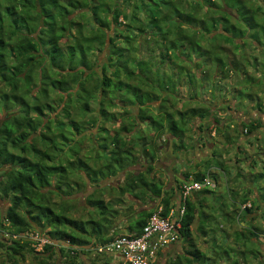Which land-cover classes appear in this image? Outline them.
<instances>
[{
  "label": "trees",
  "instance_id": "1",
  "mask_svg": "<svg viewBox=\"0 0 264 264\" xmlns=\"http://www.w3.org/2000/svg\"><path fill=\"white\" fill-rule=\"evenodd\" d=\"M144 38L145 44L152 40L154 45L145 57L134 47ZM234 39L235 51L249 46L264 58V0H0V200L7 204L3 210L0 206V264H82V255L110 241L116 235L110 232L113 208L103 194L96 196V189L101 179L138 161L135 141L127 134L132 127L126 122L130 112L136 108L138 118L144 119L150 111L145 105L163 90L192 83L197 58L215 66L212 90L217 81L236 73L244 79L242 85L259 84L264 61L258 62L256 54L229 56L222 42ZM106 41L107 61L99 64L98 53ZM158 46L162 51L155 53ZM220 52L223 58L216 54ZM249 58L263 71L255 67V76L248 73ZM185 62L194 71L185 70ZM162 65H169L170 76L162 72ZM155 85L159 90L149 93ZM146 96H151L150 101H145ZM119 104L118 113L110 110ZM205 112L206 107L176 110L183 120L196 115L202 119ZM168 116L167 131L182 140L186 123L181 128ZM148 118L156 129L164 127ZM88 126L96 130L87 133ZM253 128L256 124L248 121L241 129L249 134ZM86 140L90 145L84 155ZM142 152L147 154L146 149ZM204 176L197 173L194 180ZM263 178V171L255 173V181ZM87 185L95 187L84 198L87 218H76L74 195ZM143 186L160 196V185L147 182L142 174L130 176L119 196L125 193L138 199L142 190H133ZM259 191L258 198L264 201V187ZM169 209L170 200L163 197L161 215ZM198 211L185 201L177 231L193 247L192 258L173 264H210L192 240ZM151 214H141L129 226L130 233H140ZM27 230L48 236L52 244L36 251L30 241L11 237ZM258 238L255 229V241ZM238 251L243 262L248 253L254 254ZM259 253L255 251V256ZM100 264L109 263L102 259Z\"/></svg>",
  "mask_w": 264,
  "mask_h": 264
},
{
  "label": "crops",
  "instance_id": "2",
  "mask_svg": "<svg viewBox=\"0 0 264 264\" xmlns=\"http://www.w3.org/2000/svg\"><path fill=\"white\" fill-rule=\"evenodd\" d=\"M227 82L230 85L223 86ZM217 83L218 85L213 90L209 86L204 87L199 98L194 92L191 94L189 90L186 94L183 89L187 90L190 85L182 82L181 85L175 84L172 88L171 91L174 93H170V90L166 89L161 92V96L151 100L149 104L153 106V110L159 111L157 115L161 114L160 105L166 100L168 93L175 98L174 103L170 102L175 105V107L171 106L175 112L176 110L184 111L188 108H196L198 107L196 106L197 102L203 104L200 107H206V112L202 119L197 115L190 118V122L184 127L185 132L182 140L176 139L171 133L169 134L166 127L151 129L155 130L153 134L155 142L139 139L140 147H133V152L138 155V161L128 165L123 170L124 173L119 176L120 178L108 186L109 190L113 192L114 190L111 188L118 189L119 194L120 188L130 176L142 174L147 182L160 185L161 194L154 196L147 189L148 187L143 186L133 190V193L139 192V189L142 190L138 199L132 197L125 200L128 195L125 193L118 197L115 194L113 201L110 198H104L113 208L112 219L114 222L110 232L113 231L115 234L130 233L129 226L141 214L158 212L162 209V198L164 197L169 198L170 208L176 209L183 206L188 200L199 210L197 219L192 225V240L194 247L209 258L210 264L215 261V258L222 255L221 253L224 252L222 248L225 249V247L234 244L238 250H241V247H237L239 237L234 236V233L242 232L243 226L239 223L241 219H247L252 223V227L255 225L254 229L259 235H264V201L258 198V193L261 192L259 188L260 186L264 187V180L255 181V170L260 171L256 168V166L259 167L258 162L261 161L259 155L262 154L264 157V98L261 99L256 93L253 96H248V99L244 100H247V103L242 104L245 106V109L242 110L240 102L233 94L231 95V92H240V89L245 86L242 85V81L220 80ZM256 83L258 82L250 84L253 86ZM261 88L263 89L264 86ZM259 101L263 105L257 106ZM179 103L182 104L179 105ZM148 108L150 109V106ZM139 115L138 109H133L130 112L129 120H137V124H141L144 120L141 121L142 118L139 119ZM248 121H252L257 126L249 133L251 136H255V139L252 138V142L248 138L249 134L243 133L241 129ZM236 123L240 124V134L247 137L246 143L250 144V148L255 143L257 153L254 154L250 149H241L240 146L243 144L244 138L235 139L233 135ZM127 134L131 137L129 132ZM150 145L155 147V152L149 151L148 146ZM143 149H146L147 154H143ZM152 155H154V159L151 158ZM204 165L205 168L201 169L200 166ZM250 169L253 171L250 172ZM197 173L200 175L210 174L216 180L214 188L235 184L234 188L228 197L225 196L223 199L221 192L219 193L217 189L209 192H205V190L192 191L184 199L181 194V184L194 179ZM249 175L251 176L248 177ZM247 178L250 180L249 182L246 180ZM99 187L106 188L107 185ZM257 241L260 243L259 238ZM258 245L264 251V246L261 243ZM219 247H222L221 250L218 249ZM192 249L193 247L179 237L175 242L158 250L153 264H173L177 259L184 263L186 259L192 258L190 255ZM225 256L229 258V253ZM111 258H115L113 262L110 260ZM236 259L241 262L244 258L236 257ZM246 259L250 261V264H259L260 261H264L263 252L256 256L248 253ZM81 260L82 264H96L86 258L81 257ZM106 260L109 264L118 263L117 258L112 255H108ZM224 263L228 262L221 261L220 264Z\"/></svg>",
  "mask_w": 264,
  "mask_h": 264
},
{
  "label": "rangeland",
  "instance_id": "3",
  "mask_svg": "<svg viewBox=\"0 0 264 264\" xmlns=\"http://www.w3.org/2000/svg\"><path fill=\"white\" fill-rule=\"evenodd\" d=\"M122 7H123V5H122ZM137 13H138V15H139L140 18L143 17L142 10H139V12H137ZM110 18H111V16H110ZM138 24L139 23H134L133 22V25H138ZM241 29H243V28H241ZM111 31L110 32H107V33L108 34L109 33H112ZM140 34L141 33H138V35H140ZM146 38L148 39L149 38V35H146ZM105 40H107V37H105ZM144 42H145V38L143 39L142 45H139L140 44L139 41H138V44L135 43V45H134V47L136 48L135 49V53L137 52V49L139 47L137 53L138 54L141 53V55L143 57H145V56L148 55L149 47H152V46L154 47V45L151 44V42L153 43L152 40H148V44H145ZM236 42H237V39H234L233 41H229V42H222L223 47H224V50H225V52L229 56H232V54L234 55V53H236L237 55H245V57L246 56L247 57H252V54H256L257 61L258 62H260L262 60L264 61L263 56L261 58V55L262 54L258 55L259 54L258 50L257 51H252V50L249 49V46H246L245 49H240V50L235 51V48H234L233 45ZM201 43H206L207 44L208 41L203 40V41H201ZM107 48H108V41H106V45L104 46V50L101 51L100 53H98V56H99L98 57V62H99V64H103V62L107 61V53H108ZM155 50H156L155 53H157L158 51H162V48H161V46L160 47L158 46V48H156ZM189 52H193V51H189ZM221 53L222 52L216 53V54H219L220 57L223 58V54H221ZM249 59H250V63L247 66L248 73H250L252 76H255V67L256 68L259 67V70H258L259 73H260V71H263L261 69V66H260V64L258 62L257 63H253V60L251 58H249ZM207 61L208 60H206V59L205 60L199 59V58L196 59V65H195V67H197L196 69L198 70V72L197 73L195 72V76H192L191 77L192 78V80H191L192 83H189V85H190L189 88L187 90L183 89V91H185L186 94H187V91L189 90V92L191 94H193V92H194L197 95V97L199 98L200 97V91H201V94H202V92L204 90V87L209 86V88L212 89V86L211 85L214 83L213 77L215 75V70L216 69H215L214 64L213 65L210 64V63L207 64ZM254 64H256V65H254ZM185 65H187V67H185V70L191 67L192 68L191 70L194 71V68L192 67V65L190 67H188L189 64L186 63V62H185ZM170 69L171 68L169 67V65L168 66L162 65V72L164 71L165 74L168 75V76H170L171 75V72H172V70H170ZM98 70H99V68H98ZM206 72H208L210 74V76L207 77L205 74L201 75V73H206ZM236 75H238V76H236ZM236 75H232L233 77H231L230 79L233 80V78H234V81L237 80L236 82H240V81H243L244 80V79L240 78V76H239L240 73H236ZM175 76H176V72H175ZM230 79H226V80L229 81ZM247 84L248 83H243V85H245V86L240 89V92H236V93L231 92V95L233 94V96L235 98H237V100L240 102L239 105H240V109H242V110L245 109L244 108L245 106L242 105V104L247 103V100L246 101H244V100L245 99H248L246 93L248 94L251 91V93H254V95L256 93L261 99L264 98V88L263 89L261 88L262 86H264V79H261V82L259 84L258 83L253 84V87L252 88L249 87L250 85H248V87H247ZM227 85H230V83L227 82L223 86H227ZM157 90H159V86L157 87V85H155L154 87L151 86L148 89V92L151 93V92H155ZM169 92L170 93H174L173 91H169ZM224 92H226V91H224ZM170 93H168V96H167L166 100H164L163 103L161 104V109H162V107H163V109H162L160 115H157L159 113L158 110H156V111L153 110L152 109L153 106L150 105V104H147L145 106H147L146 108H148L150 106V109H149L150 111H148V113H147L148 116L146 115L144 117V119H141V121L144 120V121H142L141 124L140 123L137 124L138 122L137 123L135 122V124H134L132 119L127 121V123L132 126L131 128L129 127V129H130L129 134L131 135V139H133L135 141L134 144H135V146L137 148L139 146V142H138L139 139L146 140L147 142H155V139H154L153 134H154L156 128L151 125V121L148 118L149 116L153 117L154 120L157 119V121L159 123L163 124L164 127H167L168 126V121L170 120V117L168 116V114H171L172 118L177 121V124L181 128L184 127L183 124H182L183 121L186 124H188L190 122V119H184V120L181 119L180 116L175 112V109H172L171 108V106L175 107L174 104H171L170 103V102H173L174 103L175 102V98ZM223 94H225V93H223ZM130 97H132L134 99L133 96H130ZM150 98H151V96L150 97L149 96H146L145 97V101L146 100L147 101L148 100L150 101ZM120 104L117 105V106H115V107L112 106L110 110L118 113L119 110L121 109V105ZM181 104L182 103H179V105H181ZM191 104H189V105H191ZM92 106L94 108H96L93 104H92ZM196 106L200 107V106H203V104H198V102H197ZM57 110H59V108H57ZM87 117L88 116H86L83 121H85V119ZM134 119H135V117H134ZM135 121H137V120H135ZM239 125L240 124L236 123V125H235L236 128L233 130V135H234L235 139L238 138V137H241V138L243 137L244 138L243 144L240 146L241 149L242 148H246V149H250L251 152H253L254 154L257 153L258 151H256L257 148L255 147V143H254V146L252 148H250V144L248 145L246 143V138L247 137H244V135L240 134ZM88 128L89 129L87 130V133H89L90 131L94 132L96 130L95 128L90 127V126H88ZM152 128H155V130H151ZM170 133L171 132H169V134ZM248 136H249L248 138H250L249 140L251 142H252V138L255 139V136L254 135L251 136L249 134ZM254 142H255V140H254ZM89 145H90L89 141L86 140V142H84V147H83V153H84V155L87 153L86 146H89ZM154 148H155L154 146H151V145L148 146L149 151L152 152V153L155 152V149ZM259 157L261 158V161L258 162L259 167L256 166V168H258L260 171H263L264 172V157H263L262 154H260ZM200 168L201 169L205 168V165L204 166H200ZM252 171L253 170L250 169V172H252ZM256 172H258V170H255V173ZM123 173L124 172L121 171V172H119V174H116L115 176H111L110 178H107V179H101V182H99V185L100 186H106L107 185V187L106 188H104V187H98L96 189L97 190L96 196L97 197H100L101 194H103L102 196L104 198H110V199H112V201L115 199V194H117L116 196L118 197L119 196L118 191H117L118 189L111 188L112 190H114L113 192H111V190H109V187L108 186L110 184H112V183H115V181H117L120 178L119 176L121 174H123ZM250 176L251 175H249L248 177H250ZM246 180L248 182L250 181L248 178ZM263 180H264V178H263ZM234 185L235 184H233V185H227V187H223V188L222 187H218V189L215 188L212 191H216V189H217V191H219V193L221 192L222 199H223V198H225V196L228 197V195L230 194L231 190H233L232 188H234ZM231 186H233V187H231ZM94 191H95V187L94 186L87 185L81 192H78L77 194L74 195V199H76V203L78 205V210L74 214L75 215L74 217L80 218V219L87 218L86 208L84 207V206H86L87 203L84 200V198L90 192H94ZM110 194H111V196H110ZM125 198H127V199H125ZM125 198H123V199L128 200L131 197L128 196V195H126ZM227 200H228V198L226 199V201ZM6 205L7 204L5 202H2L0 200V206L2 207V210L5 208ZM109 208H111V207H109ZM97 219H100L101 221L104 222L103 218H100V216ZM239 223H240V225L243 226V228L241 229L242 232L234 233V236L235 237L236 236L239 237V241L237 242V245H238L237 247H241V250L242 251H244V250H251L252 253H254V254H255V251L258 250L260 253L263 252V257H264V251H262L261 248H260V246L258 245V244L261 243L264 246V235H259L260 243L258 241H254V238H255V229H254L255 228V225L252 227V225H251L252 223L249 222L247 219H244V220L241 219ZM87 228H89V225H87ZM225 245H229V244H225ZM160 248L161 247H158L157 251ZM219 248H222V247H219ZM228 253H229V258H227L225 256V254H228ZM221 254L222 255H220L217 258H215V261L212 264H220L221 261L228 262V263H224V264H230V263H234V262H237L238 264H242V262H243V261L240 262V261H238L236 259V257H242L243 258V256H242V252H239L238 249L235 247L234 244H232V246H230V247H225V251L223 253H221ZM109 256H111V255H109ZM81 257L88 259V261L95 262L96 264H100L102 262V259H106L108 257V255L106 254L105 256H103V255L101 256V255L96 254V253H90L88 255L87 254L86 255H82ZM56 258H57V256H56ZM114 259L115 258H111L110 260H112V262H113ZM59 260H60V258L57 259L56 262H59ZM262 260H263V258H262ZM247 262H244V264H250V261L247 260ZM262 262H263L262 264H264V261H262ZM255 264H257V263H255Z\"/></svg>",
  "mask_w": 264,
  "mask_h": 264
},
{
  "label": "built area",
  "instance_id": "4",
  "mask_svg": "<svg viewBox=\"0 0 264 264\" xmlns=\"http://www.w3.org/2000/svg\"><path fill=\"white\" fill-rule=\"evenodd\" d=\"M214 186L215 182L211 179L210 174H205L201 180L191 179L183 182L181 194L185 199L192 191ZM160 212L161 210L155 211L147 218L140 233L116 234L110 241L91 249V253L101 256L113 255L117 258V264H152L156 258L158 247H165L179 238L177 229L181 225L185 205L176 209L170 208L166 215H161ZM11 237L30 241L36 251L42 250L46 244H52V240L48 236L37 230L12 234Z\"/></svg>",
  "mask_w": 264,
  "mask_h": 264
}]
</instances>
